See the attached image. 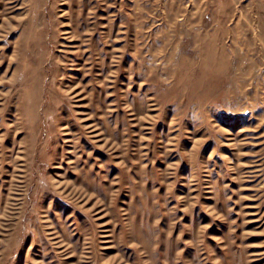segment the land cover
<instances>
[{"label": "rangeland", "instance_id": "1", "mask_svg": "<svg viewBox=\"0 0 264 264\" xmlns=\"http://www.w3.org/2000/svg\"><path fill=\"white\" fill-rule=\"evenodd\" d=\"M0 264H264V0H0Z\"/></svg>", "mask_w": 264, "mask_h": 264}]
</instances>
